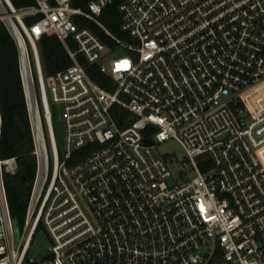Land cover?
Here are the masks:
<instances>
[{
	"label": "built area",
	"instance_id": "obj_1",
	"mask_svg": "<svg viewBox=\"0 0 264 264\" xmlns=\"http://www.w3.org/2000/svg\"><path fill=\"white\" fill-rule=\"evenodd\" d=\"M36 2L0 0L24 44L38 163L17 242L5 176L19 167L1 157L0 109V264H213L219 251L222 264H264V0ZM111 7L123 37L102 20ZM48 32L73 64L46 78ZM171 140L188 158L177 175L156 153ZM39 227L52 242L41 262L30 256Z\"/></svg>",
	"mask_w": 264,
	"mask_h": 264
},
{
	"label": "trees",
	"instance_id": "obj_2",
	"mask_svg": "<svg viewBox=\"0 0 264 264\" xmlns=\"http://www.w3.org/2000/svg\"><path fill=\"white\" fill-rule=\"evenodd\" d=\"M16 9H23L37 5L36 0H10ZM40 17L28 19L29 26L36 23ZM106 26L117 36L120 32V15L114 7L108 8L102 17ZM76 49L74 43H70ZM42 64L45 75L51 77L59 71L73 64L69 52L54 32L44 34L39 41ZM80 61L88 71L89 76L106 89H111L110 79L100 72L96 65H90L80 56ZM114 88V86H113ZM0 109L2 114L1 157L3 159L16 158L18 173L6 175L10 212L13 220L22 230L33 185L37 175L36 145L26 97V91L21 71L20 49L3 21L0 20ZM120 117L126 118L128 112L121 110ZM122 127L126 122H120ZM264 160L262 149L259 150ZM41 227L35 233L34 239ZM26 264L30 263L27 258ZM213 264H222V253L219 251Z\"/></svg>",
	"mask_w": 264,
	"mask_h": 264
},
{
	"label": "rangeland",
	"instance_id": "obj_3",
	"mask_svg": "<svg viewBox=\"0 0 264 264\" xmlns=\"http://www.w3.org/2000/svg\"><path fill=\"white\" fill-rule=\"evenodd\" d=\"M124 50H119L114 55L115 57L125 56ZM48 75H46V78ZM53 124H54V131L56 136V141L60 150H63L64 140H65V128L63 122V111L59 106H53ZM156 153L159 156L164 158H171L174 160L172 165V170L175 175L178 174L180 171L183 162L188 160L186 152L182 145L175 140L168 141L156 147ZM264 154V151H263ZM197 162L200 164L202 159H197ZM193 175L190 174V177ZM52 247V242L44 229H40L35 237V241L30 253L31 258H33L37 262H41L46 258L49 254V249Z\"/></svg>",
	"mask_w": 264,
	"mask_h": 264
},
{
	"label": "water",
	"instance_id": "obj_4",
	"mask_svg": "<svg viewBox=\"0 0 264 264\" xmlns=\"http://www.w3.org/2000/svg\"><path fill=\"white\" fill-rule=\"evenodd\" d=\"M0 20L4 22V24L6 25V27L8 28L9 32L11 33V35L13 36V38L15 39V41L17 42L18 46H19V49L22 53V56L24 57L25 59V55H24V44H23V40H22V37L15 25V23L13 22L12 19H10V23L11 24H14V32H12V30L10 29L8 23H7V20L5 19L4 17V14L1 13L0 14ZM25 85V83H24ZM25 90H26V85H25ZM26 94H27V90H26ZM14 229H15V237H16V241L18 242L19 238H20V234H21V229L18 225V223H14Z\"/></svg>",
	"mask_w": 264,
	"mask_h": 264
},
{
	"label": "bare ground",
	"instance_id": "obj_5",
	"mask_svg": "<svg viewBox=\"0 0 264 264\" xmlns=\"http://www.w3.org/2000/svg\"><path fill=\"white\" fill-rule=\"evenodd\" d=\"M2 9V5L0 4V10ZM4 17H5V19L7 20V23H8V25H9V27H10V29L12 30V32H14V24H11L10 23V18H9V16H6V14H4ZM26 82H27V88H28V92H29V96L31 97V94H30V84H31V81L29 80V78H28V76H27V74H26ZM33 95V94H32ZM33 111H34V114H35V110H34V108H33ZM260 154V153H259ZM260 156H261V154H260ZM262 158V157H261ZM263 159V158H262Z\"/></svg>",
	"mask_w": 264,
	"mask_h": 264
},
{
	"label": "crops",
	"instance_id": "obj_6",
	"mask_svg": "<svg viewBox=\"0 0 264 264\" xmlns=\"http://www.w3.org/2000/svg\"><path fill=\"white\" fill-rule=\"evenodd\" d=\"M263 151H264V149H262V154H263ZM264 155V154H263Z\"/></svg>",
	"mask_w": 264,
	"mask_h": 264
}]
</instances>
